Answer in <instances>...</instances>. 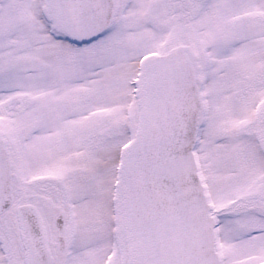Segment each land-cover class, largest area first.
Masks as SVG:
<instances>
[{
	"label": "snow or ice",
	"instance_id": "snow-or-ice-1",
	"mask_svg": "<svg viewBox=\"0 0 264 264\" xmlns=\"http://www.w3.org/2000/svg\"><path fill=\"white\" fill-rule=\"evenodd\" d=\"M0 264H264V0H0Z\"/></svg>",
	"mask_w": 264,
	"mask_h": 264
}]
</instances>
